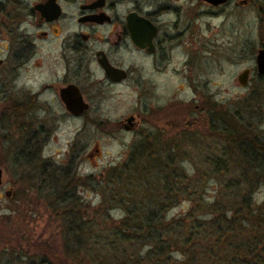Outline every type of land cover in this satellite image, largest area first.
<instances>
[{
  "label": "trees",
  "instance_id": "trees-1",
  "mask_svg": "<svg viewBox=\"0 0 264 264\" xmlns=\"http://www.w3.org/2000/svg\"><path fill=\"white\" fill-rule=\"evenodd\" d=\"M242 110L241 104L228 109L212 103L197 111L215 148L195 163L193 176L184 165L181 140L196 131L176 130L166 139L160 130L154 142L143 134L105 176L117 185L115 193L108 197L103 190L94 208L71 192L80 183L76 177L65 180L63 169L42 161L38 135L27 138L25 161L41 167L40 178L56 192L49 201L55 198L62 207L64 252L40 250V261L28 264H264V200L258 203L254 197L264 186V131L246 121ZM211 182L215 193L208 199ZM113 199L117 206L111 207L120 208L123 216L107 223ZM182 201L187 211L168 216ZM29 256L25 250L19 253L23 259Z\"/></svg>",
  "mask_w": 264,
  "mask_h": 264
},
{
  "label": "rangeland",
  "instance_id": "rangeland-1",
  "mask_svg": "<svg viewBox=\"0 0 264 264\" xmlns=\"http://www.w3.org/2000/svg\"><path fill=\"white\" fill-rule=\"evenodd\" d=\"M191 3L199 5L202 10L198 20L200 33L195 43L192 38H186L184 51L195 55V68L191 71L199 80L197 94L201 107L217 103L219 108L233 109L241 104L244 119L253 124L256 130L264 131V79L256 62L259 48H264V0H255L247 6L233 1L220 7L209 6L204 1L199 4L197 0H191ZM183 5L186 6L184 9L190 8L189 0H184ZM28 10L29 7L21 10V18L27 17ZM10 12L14 15L19 11L10 7ZM0 15L3 14L0 12ZM166 17L170 20L175 16L170 13ZM29 30L34 33L35 29L31 27ZM5 37L7 34L0 32V50L8 46ZM246 68L251 69V76L249 84L242 86L238 75ZM188 70L190 68L186 75ZM5 72V68L0 69L1 79ZM38 82L37 69L31 66V70L25 74V89L35 88ZM160 84L156 88L159 104L167 108L154 110L155 126L164 129L166 139L169 135L176 134V130L196 131V136L193 137L194 133L190 132L192 135L181 140L186 158L184 165L188 174L193 176L195 163H202L207 153L212 152L215 140L207 137L209 132L206 130L209 128L203 126V119L199 114H196L199 119L196 125L192 123L195 115H187L186 108L192 103L193 96L187 86L188 82L185 81V85L180 76H173ZM2 90L0 81V167L3 168V183L0 185V264L40 261L39 252L45 249L55 248L56 252L59 251V256H64L62 235L59 234L62 224L59 213H62V207L60 208L59 202L54 201L55 198L49 201V196H54L56 192L48 182L40 178L41 167L38 166V170L34 164L30 166L25 161L27 138L38 135L42 161L63 169L64 173H61L65 180L76 177L80 183L75 190L70 191L77 194L86 206L89 204L94 208L102 202L103 190L108 197L115 193L117 185L105 179L107 172L128 157L132 146L144 139L143 134L149 133L150 142H154L161 132L149 130L146 125L144 127L147 130H96L92 126L87 130H76L82 126L81 120L60 117L52 120L57 123V130H34L35 118L26 115L20 117L16 105L3 99ZM172 97L179 98L180 104L166 106ZM157 104L154 102V106ZM140 105L144 103L139 104L133 100L118 103L113 100L106 110L110 107L112 116H123L137 111ZM87 174L94 178L87 179ZM29 184L32 187L29 188ZM214 193L215 186L211 182L207 198L211 199ZM254 197L258 203L264 200V186L260 187ZM186 204V201H182L174 206L168 216L187 211ZM107 206L111 210L107 223L115 222V218L123 216L120 208L111 207L117 206L115 199ZM88 213L93 216L94 210L90 209ZM100 218L101 215H98L97 220ZM24 233L32 240L23 236ZM21 250L32 255L29 260L19 257Z\"/></svg>",
  "mask_w": 264,
  "mask_h": 264
},
{
  "label": "flooded vegetation",
  "instance_id": "flooded-vegetation-1",
  "mask_svg": "<svg viewBox=\"0 0 264 264\" xmlns=\"http://www.w3.org/2000/svg\"><path fill=\"white\" fill-rule=\"evenodd\" d=\"M183 1L0 0V32L8 41L0 50V69L6 71L3 79L0 75L3 99L16 105L20 117H34V130H57L52 120L58 117L81 120L76 130H147L144 125L164 130L153 119L154 110L167 108L159 104L156 88L180 76L193 92L187 115H195L201 109L200 84L191 71L195 55L186 53L184 44L186 38L195 43L199 36L202 10L191 0L184 9ZM203 1L220 7L232 1L247 6L255 0L197 3ZM10 7L19 12L11 14ZM170 13L175 17L169 20ZM31 66L39 82L26 90ZM173 97L166 106L180 104ZM113 100L144 105L114 117L110 107L106 110ZM198 120L195 115L192 123Z\"/></svg>",
  "mask_w": 264,
  "mask_h": 264
},
{
  "label": "water",
  "instance_id": "water-1",
  "mask_svg": "<svg viewBox=\"0 0 264 264\" xmlns=\"http://www.w3.org/2000/svg\"><path fill=\"white\" fill-rule=\"evenodd\" d=\"M212 1L215 4L222 3L226 0H209ZM256 62H257V69L261 75H264V48H259L257 56H256ZM251 76V69L246 68L243 72H241L238 75V80L242 86H247L249 84ZM3 183V168L0 167V185Z\"/></svg>",
  "mask_w": 264,
  "mask_h": 264
}]
</instances>
